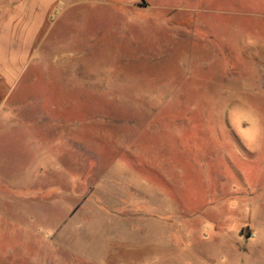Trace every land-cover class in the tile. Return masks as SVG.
I'll use <instances>...</instances> for the list:
<instances>
[{
    "label": "rangeland",
    "instance_id": "1",
    "mask_svg": "<svg viewBox=\"0 0 264 264\" xmlns=\"http://www.w3.org/2000/svg\"><path fill=\"white\" fill-rule=\"evenodd\" d=\"M71 1L42 54L69 60L73 94L41 113L39 171L0 184V264L264 250V0Z\"/></svg>",
    "mask_w": 264,
    "mask_h": 264
},
{
    "label": "crops",
    "instance_id": "2",
    "mask_svg": "<svg viewBox=\"0 0 264 264\" xmlns=\"http://www.w3.org/2000/svg\"><path fill=\"white\" fill-rule=\"evenodd\" d=\"M72 4L71 0H0V184L6 177L18 181L26 172L37 173L40 150L34 145L42 138L51 142L57 137L56 121L49 114L42 118L41 113L53 111L58 103L67 106V97L73 94L72 71L69 60L64 69L57 63L55 50L48 60L42 53L57 30L59 16ZM46 60L52 67L42 73ZM126 202L119 200L114 207H126ZM134 206V202L128 205ZM231 252L248 264L244 258L264 250Z\"/></svg>",
    "mask_w": 264,
    "mask_h": 264
}]
</instances>
